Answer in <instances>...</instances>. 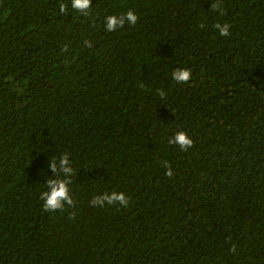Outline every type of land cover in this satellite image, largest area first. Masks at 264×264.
Wrapping results in <instances>:
<instances>
[{
	"label": "trees",
	"instance_id": "1",
	"mask_svg": "<svg viewBox=\"0 0 264 264\" xmlns=\"http://www.w3.org/2000/svg\"><path fill=\"white\" fill-rule=\"evenodd\" d=\"M213 2L0 0V264H264V0ZM64 153L75 207L46 212Z\"/></svg>",
	"mask_w": 264,
	"mask_h": 264
},
{
	"label": "clouds",
	"instance_id": "2",
	"mask_svg": "<svg viewBox=\"0 0 264 264\" xmlns=\"http://www.w3.org/2000/svg\"><path fill=\"white\" fill-rule=\"evenodd\" d=\"M92 0H71V7L73 10L87 16L89 15V10L92 7ZM212 12H218L221 15L224 14L222 9L221 0H214L212 3ZM68 6L64 3L59 4V11L61 14L67 12ZM138 15L132 9L127 10L120 15H108L105 18V29L108 32H114L117 29L123 28L125 24L129 26H134L138 22ZM203 27V25H202ZM213 27L219 31L221 36L230 35V25L228 23H215ZM87 47H92L91 41H85ZM67 49H65L66 51ZM192 77V72L190 68H177L172 73V78L178 83H188ZM159 95L163 97L165 93L163 90H159ZM168 143L170 145H176L181 151H188L194 146V140L185 131H178L172 137L169 138ZM50 170L55 174L53 178H49L46 181L47 189L42 192L40 199L43 202L42 208L46 212L55 213L57 211H62L65 206L75 207V200L71 195V177L75 175L74 169L71 166L70 156L68 153L62 154L58 160H50L49 164ZM167 169L165 175L172 177L174 175L171 165L165 164ZM90 205L99 208L105 207V205L113 206L120 205L122 207H128L130 204V197H128L123 192H104L101 195H96L89 202ZM73 215H75L73 213ZM231 251H235V245H233Z\"/></svg>",
	"mask_w": 264,
	"mask_h": 264
},
{
	"label": "rangeland",
	"instance_id": "3",
	"mask_svg": "<svg viewBox=\"0 0 264 264\" xmlns=\"http://www.w3.org/2000/svg\"><path fill=\"white\" fill-rule=\"evenodd\" d=\"M38 85V87L39 88H49V87H51V86H53V84L52 83H48V84H46V85H39V84H37ZM75 94L78 96V94H79V92L78 91H75Z\"/></svg>",
	"mask_w": 264,
	"mask_h": 264
}]
</instances>
